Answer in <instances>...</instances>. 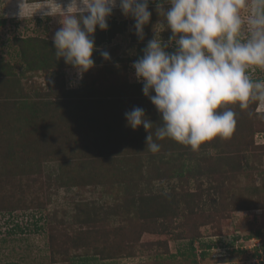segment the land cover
<instances>
[{"label":"rangeland","instance_id":"obj_1","mask_svg":"<svg viewBox=\"0 0 264 264\" xmlns=\"http://www.w3.org/2000/svg\"><path fill=\"white\" fill-rule=\"evenodd\" d=\"M55 2L64 9L70 0ZM40 6L0 0V59L10 66L0 74V203L9 200L11 210L0 213V264H89L92 254L102 264H264V105H229L236 111L233 135L196 151L157 140L160 114L142 86L124 94L137 83L132 64L147 42L155 33L165 42L172 35L161 28L156 5L149 3L142 41L134 20L114 9L115 25L103 37L94 34L106 38L99 49L114 62L101 58L82 79L72 67L26 69L14 37L52 40L61 26L59 16L42 17ZM249 74L264 80L262 69ZM113 99L127 101V109ZM134 107L154 123L149 132L158 153L148 150L142 125L133 132L126 126L124 114ZM182 162L191 171L178 177L171 170ZM38 199L43 208L33 206Z\"/></svg>","mask_w":264,"mask_h":264},{"label":"clouds","instance_id":"obj_2","mask_svg":"<svg viewBox=\"0 0 264 264\" xmlns=\"http://www.w3.org/2000/svg\"><path fill=\"white\" fill-rule=\"evenodd\" d=\"M53 2L60 13L45 0L38 10L42 17L59 16L61 26L52 37L55 56L81 79L95 67L94 52L105 61L111 58L97 48L94 34L97 28L108 29L114 9L134 20V34L142 41L152 15L149 3L156 5L161 28L172 35L165 42L155 33L132 68L143 95L160 114L157 140L170 138L196 151L216 137L233 135L236 113L225 106L264 105V80L249 74L264 70V0H70L64 9ZM124 116L132 130L143 126L148 150L158 153L160 145L149 132L154 123L145 110L134 107Z\"/></svg>","mask_w":264,"mask_h":264},{"label":"trees","instance_id":"obj_3","mask_svg":"<svg viewBox=\"0 0 264 264\" xmlns=\"http://www.w3.org/2000/svg\"><path fill=\"white\" fill-rule=\"evenodd\" d=\"M31 1H33V2H38V1H40V0H31ZM111 19V17H109L108 18V23H109V27H108V29L106 30V31H101V30H99L98 28H97V30H96V32H95V35H101L102 37L108 32V30L110 29V27L111 26H113V25H115V21H113V20H110ZM5 24V20L4 19H1L0 20V27L1 26H3ZM111 36H113V33L112 32H110L109 33ZM94 35V36H95ZM101 41H106V38H102V40H100V41H97V40H95V45L97 46V48H99V45L101 44ZM12 43H14L15 44V46H18V48H20V56H21V59H22V61H23V63L26 65V69L28 70V71H35V70H42V71H47V70H50V69H57V70H59V69H63V68H66V67H71V66H68V65H66L65 64V62H64V60H63V58H60V59H58L56 56H55V48H54V46H53V41L52 40H48V39H45V38H35V37H14V39L12 40ZM139 58V57H138ZM138 58H135V60H137ZM93 59H94V61H95V67L94 68H92V69H94V70H97V68H98V65H99V63H100V59H101V56H100V53L99 52H94L93 53ZM108 61H112L111 59L110 60H108ZM128 61H134V60H128ZM112 62H114V61H112ZM116 62H122V60L120 59H118V58H116ZM114 66H116L115 64H112V67H114ZM112 67H110V68H108V69H106V68H102V71H101V73L103 72V70H107V72H108V70H110V71H112L113 70V68ZM9 68H10V66L7 64V62L5 63V62H3L1 59H0V74H7V72H9L8 70H9ZM92 72H94V71H92ZM94 74H95V72H94ZM100 74V73H99ZM142 83H136V85H134L133 87H127L126 88V90L127 91H125L124 92V94H125V99H126V97L128 96V94H131V91H130V89L132 90V88H140L141 86H143V85H141ZM96 92L98 91H101L102 90V87L101 86H96ZM115 87L114 86H111V88L109 87V91L108 92H106L108 95H110V96H112L111 95V93L113 92V91H115ZM94 91V90H93ZM133 91V90H132ZM82 92H86V90H83ZM129 92V93H128ZM88 93H90V91H88ZM93 101H98V97L96 98V99H94ZM113 102L115 103V104H113V105H115V106H118V104H119V106L120 107H123V106H125V109H127V101L125 102V101H123V103L122 104H120L119 102H116L114 99H113ZM109 103H110V101H109ZM125 103V104H124ZM1 105V104H0ZM226 107V106H225ZM228 107V106H227ZM230 107V106H229ZM30 109V108H29ZM236 112V111H235ZM264 113V112H263ZM0 121H1V119H0ZM132 132H133V130H131ZM136 131H138L137 129H136ZM131 134V133H130ZM141 134V133H140ZM128 136V135H127ZM118 137V136H117ZM120 137H123L122 136V134L120 135ZM123 138H125V137H123ZM114 140V139H113ZM116 140V139H115ZM133 140L135 141V142H138L139 143V141H141L142 139H141V136H133ZM182 165H181V168H179L178 169V171L177 170H175V169H172L171 170V172L173 173V174H175V175H177L178 177H181V176H183V175H185L186 173H190V169H189V167H187L186 165H185V162H182L181 163ZM157 179H161V178H157ZM90 182L93 184V186L94 187H98V186H102V185H100V184H94L93 182L94 181H92V180H90ZM63 183V182H62ZM61 183V184H62ZM62 185H64V184H62ZM64 186H66V185H64ZM148 194H146V195H144V196H147ZM148 197V196H147ZM147 197H145L144 198V200L146 201V200H149ZM143 199H140L139 200V203H140V205H142L141 204V202L142 203H146L145 201H142ZM8 201L9 200H6V201H4L3 202V204L2 203H0L1 205V208H0V213H3V211H7L8 213H10L11 212V210H9L8 208H6L7 207V205H8ZM38 202L37 203H35L33 206H36V205H38L37 207L38 208H43V205H44V200H42V199H38L37 200ZM134 203H136V199L135 200H132ZM32 205V204H31ZM8 209V210H7ZM6 213V212H5ZM15 229H18L20 232H22V230H20V227L18 226V225H15ZM35 230H40V228L38 227H36V229ZM193 241L194 240H190L189 241V248H190V251L192 252V254L194 255V252H195V248H194V246H193ZM212 247H211V245H207L206 246V249L207 250H209V249H211ZM205 253L206 252H203V254H202V256H204L205 255ZM85 257V256H84ZM90 257H95V260L94 261H92V262H90L89 264H92L93 262H95V263H99L100 261H99V258H96V256H94V254H92V255H90ZM20 258V257H19ZM17 263V261H7V262H4L3 264H16ZM99 264H102L101 262L99 263ZM193 264H196V261L195 260H193Z\"/></svg>","mask_w":264,"mask_h":264},{"label":"crops","instance_id":"obj_4","mask_svg":"<svg viewBox=\"0 0 264 264\" xmlns=\"http://www.w3.org/2000/svg\"><path fill=\"white\" fill-rule=\"evenodd\" d=\"M99 263H100V262H99ZM99 263H95V262H94V264H99Z\"/></svg>","mask_w":264,"mask_h":264}]
</instances>
